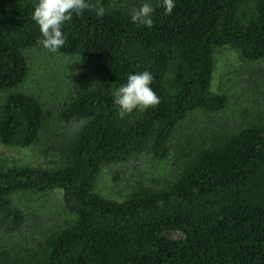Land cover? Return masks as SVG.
Returning a JSON list of instances; mask_svg holds the SVG:
<instances>
[{"label": "trees", "instance_id": "trees-1", "mask_svg": "<svg viewBox=\"0 0 264 264\" xmlns=\"http://www.w3.org/2000/svg\"><path fill=\"white\" fill-rule=\"evenodd\" d=\"M35 3L0 0V144L10 150L37 144L45 122L40 100L17 90L29 74L26 52L42 47ZM87 3L62 25L57 52L87 58L105 82L61 110V124L75 129L54 168L0 165V264H264V111L191 151L163 188H137L123 201L95 190L101 166L165 160L189 114L225 110L227 97L211 88L215 51L264 60V0H174L170 14L155 0L151 28L115 0ZM144 70L160 102L121 118L113 93ZM50 193L61 195L71 220L27 244L18 196ZM7 237L26 244L15 249Z\"/></svg>", "mask_w": 264, "mask_h": 264}, {"label": "rangeland", "instance_id": "rangeland-1", "mask_svg": "<svg viewBox=\"0 0 264 264\" xmlns=\"http://www.w3.org/2000/svg\"><path fill=\"white\" fill-rule=\"evenodd\" d=\"M155 0H149L151 6ZM116 4L134 12L144 0H115ZM29 74L17 90L38 98L45 111V122L40 140L24 150H10L0 144V165L14 164L54 168L63 158L64 142L75 127H65L59 120L64 106L86 89H96L104 79L87 58L51 52L43 47L30 49L25 54ZM211 88L227 97V107L218 114L193 112L173 132L169 155L155 160L142 155L120 164H106L99 169L95 182L98 195L123 201L137 188H163L173 182L193 152L201 144L225 137L255 120L264 111V60L241 59L230 48L215 51ZM6 93H0V105ZM192 151V154H191ZM26 216L22 233L34 243L42 236H50L71 216L62 206L59 193L47 195L22 194L18 201ZM170 239L181 237L167 232ZM15 237V236H14ZM7 237V245L18 249L26 243ZM6 245V244H5Z\"/></svg>", "mask_w": 264, "mask_h": 264}, {"label": "clouds", "instance_id": "clouds-1", "mask_svg": "<svg viewBox=\"0 0 264 264\" xmlns=\"http://www.w3.org/2000/svg\"><path fill=\"white\" fill-rule=\"evenodd\" d=\"M162 6L170 14L175 7L174 0H162ZM89 7L87 0H36L32 20L41 36L38 43L51 52L59 51L66 43L62 25L71 20L73 13H80ZM153 11L149 0H144L140 8L130 15V19L151 28ZM96 14L104 15V9H97ZM153 80L148 70L136 72L129 74L126 81L114 91L113 103L119 108L121 118L134 110L143 111L159 104V97L151 87Z\"/></svg>", "mask_w": 264, "mask_h": 264}]
</instances>
